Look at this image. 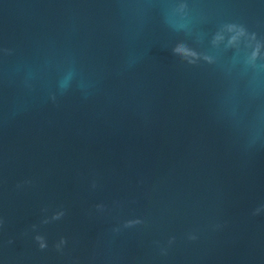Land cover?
<instances>
[{"label":"water","instance_id":"obj_1","mask_svg":"<svg viewBox=\"0 0 264 264\" xmlns=\"http://www.w3.org/2000/svg\"><path fill=\"white\" fill-rule=\"evenodd\" d=\"M0 264H264V0H0Z\"/></svg>","mask_w":264,"mask_h":264}]
</instances>
